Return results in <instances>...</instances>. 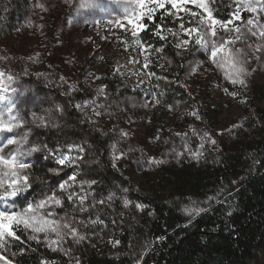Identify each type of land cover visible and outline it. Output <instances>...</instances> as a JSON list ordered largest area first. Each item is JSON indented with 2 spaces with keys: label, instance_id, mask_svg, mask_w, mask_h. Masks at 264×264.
Masks as SVG:
<instances>
[{
  "label": "rangeland",
  "instance_id": "rangeland-1",
  "mask_svg": "<svg viewBox=\"0 0 264 264\" xmlns=\"http://www.w3.org/2000/svg\"><path fill=\"white\" fill-rule=\"evenodd\" d=\"M232 1L248 19L242 21L235 14L229 28H239V33L218 29L215 39L234 41L226 47L243 62L247 72L242 77L244 84L232 83V67L223 52L213 63L209 52L194 42L186 48L174 46L183 63L180 75L175 61L165 52L157 51L155 56L142 42L143 47L138 46L135 40L142 31L137 30L138 37L134 35L135 26L125 13V6L129 15L135 10L131 0H0V73H4L0 77V117L8 120L11 107L16 115L11 123H21L11 133H0V145L8 137L19 140L27 133V143L19 146L21 152L41 147L31 156L18 157L31 165L20 170L29 177L27 190L36 181L45 191L29 206L35 211L42 200L55 196L61 205L49 204L38 214L60 224L71 223L85 237L77 243L65 235L54 245L58 250L52 251L47 242L57 239L55 233H32L20 225L28 237L39 238V242H32L53 256L49 264H89L93 252L99 259L119 261V234L126 222L149 207L143 199L160 197L192 220L228 194L230 187L222 181L206 192L191 188L183 192L178 184H166L159 175L171 167L183 174L210 172L240 139L251 134L245 131L247 114L254 109L264 112V36L260 35L264 31V0ZM83 3L89 6L81 8ZM244 4L256 11H248ZM167 7L168 13H175L179 26H198L200 16L192 13L203 10L194 4L189 3L187 11ZM249 19L253 24L247 23ZM117 23L123 26L117 27ZM177 33L173 36L176 44L184 39L194 41L195 33ZM148 81L149 88H145ZM192 112L200 119L189 115ZM41 120L47 126H42ZM249 139L256 137L249 135ZM17 147L5 148V158L9 152L15 154ZM251 153L244 156L238 181L256 172V158ZM61 154L82 159L73 167L59 166L55 157ZM104 157L114 169L113 178ZM153 159L165 163L155 164ZM50 168L58 169L59 174ZM7 171L0 166V192L15 180L4 175ZM238 181H233L231 189ZM62 184L70 186L61 189ZM17 196L0 200V211L24 212L29 206L19 208L12 203ZM80 197H85L83 203ZM125 201H129L127 207ZM193 208L205 211L188 215L186 210ZM6 241L0 254L15 264V240L7 237ZM152 247V241L143 242L135 256L121 263L142 264ZM0 264L5 262L0 260ZM256 264H264V253Z\"/></svg>",
  "mask_w": 264,
  "mask_h": 264
},
{
  "label": "trees",
  "instance_id": "trees-1",
  "mask_svg": "<svg viewBox=\"0 0 264 264\" xmlns=\"http://www.w3.org/2000/svg\"><path fill=\"white\" fill-rule=\"evenodd\" d=\"M208 6L212 15L221 21H232L239 11V5L232 0H209ZM239 14L240 20L248 19L246 13L239 11ZM178 24L175 14L156 10L152 19H145V30L139 38L155 56H158L157 49L163 48L162 52L175 61L182 75L183 63L180 64L173 50L176 40L171 35V32L179 31ZM144 87L149 88V81ZM133 90L136 91L135 87ZM246 120L245 131L251 132L249 135H255L256 139L253 141L248 134L245 135L219 165L207 168L210 172L183 174L176 167H171L163 169L159 175L166 184H178L183 192L188 188L206 192L222 181L230 187L228 194L192 220H187L177 207L160 197L143 199V204L149 207L139 217L126 222L119 234L120 260L99 259L93 252L88 263L123 264L121 262L127 261V257L138 253L143 242L150 240L153 247L142 264H256L264 253V112L254 109L247 114ZM249 151L255 155L256 172L238 181V171L244 167L242 162ZM104 161L108 174L113 178V167L107 157ZM166 175L172 180H168ZM234 180L238 184L231 189ZM30 185V189L20 193L13 204L25 208L45 193L39 182L33 181ZM15 230L21 240L14 242V253H23L14 255L15 264H42L53 257L42 246L27 239L21 228Z\"/></svg>",
  "mask_w": 264,
  "mask_h": 264
},
{
  "label": "snow or ice",
  "instance_id": "snow-or-ice-1",
  "mask_svg": "<svg viewBox=\"0 0 264 264\" xmlns=\"http://www.w3.org/2000/svg\"><path fill=\"white\" fill-rule=\"evenodd\" d=\"M132 3L135 4V10L132 11V13L128 14L127 6H125V13L128 15V20L130 23H132L135 27L133 28V33L138 37V31H144L142 21L145 20L147 17L148 19H152V14L156 12L157 9H163L164 12L168 11V7L170 6L173 9H177L178 11L183 9L184 11H187V5L189 3L194 4L197 8H200L203 10L201 14L192 13V15H199L200 18L197 20V27L192 28H185L184 24L181 23L179 26L180 32H182L185 36H191L193 33H195L194 41H190L188 39H184L179 41L175 47L176 48H186L190 43H195L199 45L201 48L206 49L209 52V57L213 63H216V57L221 52L225 53L226 56L229 57V64L232 67V72L229 76V78L232 80L233 84L240 83L244 84L243 76L247 75V72L245 71L244 67L242 66V61L236 59L233 57L231 50L227 49V45L234 43L233 40H224L221 39L220 42H217L215 39L218 34V29L223 30L225 32L228 31H235L239 33V28L230 29L229 24H232L233 22L231 20L229 21H221L220 19L214 17L212 15V11L208 6L207 0H131ZM65 3H71V0H65ZM86 3H83L80 5L81 8L88 7ZM244 8H246L250 12H255L256 9L253 7H249L248 5L244 4L242 5ZM138 10V11H136ZM163 15V13H161ZM171 15H174L175 13H170ZM237 19H239V11L236 13ZM249 25L253 24V21L249 19L247 21ZM117 27H122L123 25L121 23H117ZM171 31V30H169ZM157 35L159 36L160 33L157 32ZM171 35L177 36L178 33L171 32ZM255 35V33H253ZM261 36H264V31H261ZM236 39H239V36L236 37ZM135 43L143 47L141 44V41L139 38L135 40ZM149 49L144 48V51L147 52ZM158 52H162L163 48L157 49ZM238 55V53H237ZM145 60L147 62V57H145ZM197 67H199V64H197ZM118 71V70H117ZM195 72V69L193 70ZM4 73H0V77H2ZM235 77V78H233ZM102 91V89L98 90ZM159 103V101H156ZM89 103H92L91 101ZM86 106V105H85ZM77 109L81 108V105L75 106ZM9 113V119L4 120L3 117H0V133H11L13 132L14 128L20 127L21 123L17 121V123H11L12 120L16 119V115L12 114L13 109L11 107L8 108ZM35 116V114H33ZM99 115V113H97ZM189 115H192L196 117V119H200L198 114L196 112L189 113ZM42 126H47L43 120H41ZM122 135H127L126 133H122ZM208 134L205 133V136ZM24 143H27V133H25L24 137L17 140L12 137H8L6 139V142L0 145V166H3L4 168L8 169L4 175H10L12 177H15V180H13L11 183L8 184L7 188L4 192H0V200L6 199L7 197H16L19 193L27 190L29 187V177L27 174L21 175L20 170L27 169L31 165L26 164L23 162V160L18 159L19 156H31L33 153L38 152L41 150V147L39 145L30 147L27 152H21L20 147ZM212 143H215L213 140ZM16 144L18 147L15 149V154L12 152H9L7 156L9 158H5V148H7L9 145ZM203 146V145H201ZM46 147V146H45ZM73 148L78 149L79 152H83V147L73 145ZM113 151H115V146H112ZM119 157H115L114 159H118ZM82 159L80 156H72V155H64L61 154L59 156L55 157V162L59 166H67V167H73L78 160ZM152 163L155 164H162L165 163V161L162 160H152ZM50 172L53 174H59L58 169L50 168ZM71 180L73 182L76 181V176H71ZM70 185H60L61 189H65L66 187H69ZM0 187H3V181H0ZM68 199L71 200V195L68 196ZM85 197H80L81 203H83ZM55 204L57 206L61 205V200L56 198L55 196L50 195L46 200H42L37 206L36 210L29 206L27 209L24 210L22 213H15L10 214L7 211H0V250H5L7 241L6 238L10 237L15 241H20L21 237L17 235L16 230L14 228V225L18 228L20 225H23V228L25 230L30 229L32 233H55L57 239L55 240H49L47 242V246L52 251H57L58 249L54 247V245L59 244L60 241L64 239L65 235H71L72 238L79 243L82 241L85 237L83 235H79L77 230L72 227L71 223H63L60 224L56 222L55 220H50L46 218L43 215L38 214V210L47 207L49 204ZM129 204V201H125V207H127ZM137 207L143 208L142 205H138ZM205 211L203 208H193V209H187L186 212L188 215H198L200 212ZM62 229H67V233L62 232ZM27 239L34 240L39 242V238L36 235H31L27 237ZM115 243H118L115 242ZM67 255L68 253L65 252ZM13 255H23L22 252H16L13 253ZM0 260H3L5 264H11L10 261L7 260L5 256L0 254ZM42 264H49V261L45 260L42 262ZM79 264V262H77Z\"/></svg>",
  "mask_w": 264,
  "mask_h": 264
}]
</instances>
